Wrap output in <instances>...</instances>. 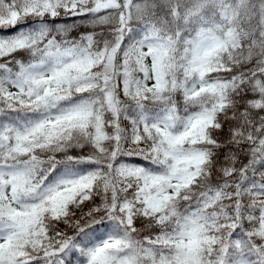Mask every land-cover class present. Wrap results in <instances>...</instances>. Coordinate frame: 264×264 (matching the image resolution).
<instances>
[{"label":"snow or ice","instance_id":"obj_1","mask_svg":"<svg viewBox=\"0 0 264 264\" xmlns=\"http://www.w3.org/2000/svg\"><path fill=\"white\" fill-rule=\"evenodd\" d=\"M0 264H264V0H0Z\"/></svg>","mask_w":264,"mask_h":264}]
</instances>
